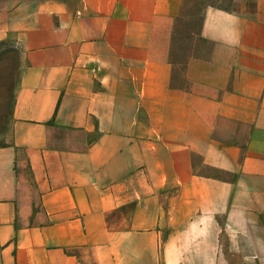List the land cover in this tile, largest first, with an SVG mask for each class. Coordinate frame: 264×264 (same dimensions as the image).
Wrapping results in <instances>:
<instances>
[{
	"label": "crops",
	"instance_id": "0c3cea01",
	"mask_svg": "<svg viewBox=\"0 0 264 264\" xmlns=\"http://www.w3.org/2000/svg\"><path fill=\"white\" fill-rule=\"evenodd\" d=\"M195 16L0 0V264H264V0Z\"/></svg>",
	"mask_w": 264,
	"mask_h": 264
},
{
	"label": "rangeland",
	"instance_id": "374dc122",
	"mask_svg": "<svg viewBox=\"0 0 264 264\" xmlns=\"http://www.w3.org/2000/svg\"><path fill=\"white\" fill-rule=\"evenodd\" d=\"M185 8L197 15L206 6L226 7L228 0H184ZM180 22L179 25L184 26ZM18 78V61L12 46L0 47V144H5L10 138V119L12 114L13 92Z\"/></svg>",
	"mask_w": 264,
	"mask_h": 264
}]
</instances>
